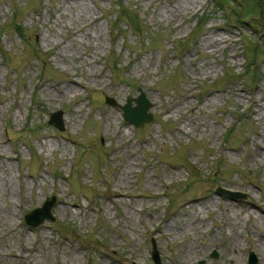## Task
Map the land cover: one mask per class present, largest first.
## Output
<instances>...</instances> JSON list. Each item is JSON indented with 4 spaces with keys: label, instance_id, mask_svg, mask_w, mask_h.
Segmentation results:
<instances>
[{
    "label": "rangeland",
    "instance_id": "374dc122",
    "mask_svg": "<svg viewBox=\"0 0 264 264\" xmlns=\"http://www.w3.org/2000/svg\"><path fill=\"white\" fill-rule=\"evenodd\" d=\"M173 3L0 0V264H156L153 239L159 264H264L263 18L252 0ZM219 34L235 41L212 53ZM141 93L137 126L123 105ZM53 196L54 220L27 225Z\"/></svg>",
    "mask_w": 264,
    "mask_h": 264
},
{
    "label": "water",
    "instance_id": "95a60500",
    "mask_svg": "<svg viewBox=\"0 0 264 264\" xmlns=\"http://www.w3.org/2000/svg\"><path fill=\"white\" fill-rule=\"evenodd\" d=\"M134 99L137 102V104L135 106H132V100ZM150 106H151V103L146 97L145 93H141L136 98H129L128 102L123 107L125 108V110L128 107L130 111H124V117L126 120L132 122L133 124L137 126L144 125L146 122H150L153 119V114L148 111ZM57 118L60 120V122ZM50 123H53L55 126L63 129L64 124H63V119H62V111H57V112L52 113L50 117ZM217 192L221 195L229 196L232 199L246 197L245 193H242L239 191H233V190L226 189L223 187H219L217 189ZM55 202L56 200H55V197L53 196V197L47 198L42 206L36 207L35 209L31 210L26 215V224L29 226H38L47 219L54 220L52 209L55 205ZM152 242H153L152 256L156 264H159L160 258H159V253H158V249L156 246V242L154 239L152 240ZM217 255H218L217 252L213 254L214 257H217ZM248 263L249 264L258 263V258L254 254V252L250 253Z\"/></svg>",
    "mask_w": 264,
    "mask_h": 264
},
{
    "label": "bare ground",
    "instance_id": "6f19581e",
    "mask_svg": "<svg viewBox=\"0 0 264 264\" xmlns=\"http://www.w3.org/2000/svg\"><path fill=\"white\" fill-rule=\"evenodd\" d=\"M196 3H197V0H174L173 4H171V5L168 4L169 6H166L165 11H166V13H169L171 15H172L173 12H177V13L178 12L179 13L180 12H182V13H187V12L195 13L196 11H198V9L195 8V4ZM233 41H235L233 37L230 38L229 36H225V35H221V34H219V36H215V35L210 36V35H208L202 40V45L207 47V48H209V50L212 53H215L218 50H220L221 48H225V47L229 46V44L233 43ZM237 53L238 52H236L235 55ZM124 105H126V104H124ZM124 111H130V109L127 107L126 110L124 108ZM253 206H254V204H253ZM255 206L258 207V205H255ZM227 209H228V207L225 208V211ZM233 212L235 213V215H237V211L233 210ZM229 215L230 214L227 212L226 217L229 218ZM0 216H1V218H0L1 224L0 225L5 227L8 224L9 220L14 218L15 211L14 210H10V209L5 210V211L3 210V211L0 212ZM250 218H252V215H250ZM223 222H224V220L222 222L220 221L219 223L220 224H224ZM232 223H234V227H237V221H233ZM223 228L224 227H221V229H223ZM13 231H14L13 228L10 229V233H12ZM240 235H241V233L238 232L237 235H235V237L233 238L232 252L228 256V261L231 262V263H234V258L236 257L233 254V251L235 250L236 246H239L241 244L240 240H239V236ZM263 240H264V238H262L260 242H263ZM27 243H28V240H27ZM26 246H27V244L24 246V248H26ZM10 256L14 257L16 259H18L19 257L22 259V257H23L22 254H19L18 252L14 253L13 251H11ZM27 262L30 263V264H34L35 263V259L32 258V257H29ZM74 262H75L74 264H78L77 258L74 260ZM114 263H116V262H114ZM10 264H12V262ZM172 264H181V263H180L179 259H174Z\"/></svg>",
    "mask_w": 264,
    "mask_h": 264
},
{
    "label": "trees",
    "instance_id": "16d2710c",
    "mask_svg": "<svg viewBox=\"0 0 264 264\" xmlns=\"http://www.w3.org/2000/svg\"><path fill=\"white\" fill-rule=\"evenodd\" d=\"M252 9H258L259 11V14H261L262 18H263V22H262V25L264 26V0H252V6H251ZM261 9V10H260ZM261 12V13H260ZM258 44V43H257ZM256 42H253V45L255 48L259 49L261 46L258 44L257 45ZM257 51V50H255ZM260 52H263L262 50H259ZM256 58L253 57L250 61V58L247 59V61L245 62V66L247 67V74L248 73V69L249 68H253L254 66H256L257 64V61L255 60ZM249 61V62H248ZM251 72V71H250ZM248 76V75H246Z\"/></svg>",
    "mask_w": 264,
    "mask_h": 264
}]
</instances>
